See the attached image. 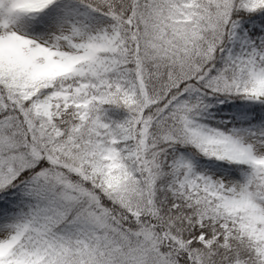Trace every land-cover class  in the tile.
<instances>
[{
  "label": "snow or ice",
  "instance_id": "snow-or-ice-1",
  "mask_svg": "<svg viewBox=\"0 0 264 264\" xmlns=\"http://www.w3.org/2000/svg\"><path fill=\"white\" fill-rule=\"evenodd\" d=\"M0 264H264V0H0Z\"/></svg>",
  "mask_w": 264,
  "mask_h": 264
}]
</instances>
